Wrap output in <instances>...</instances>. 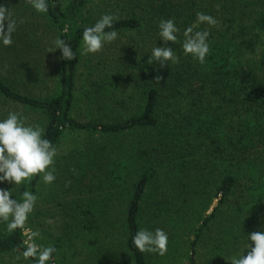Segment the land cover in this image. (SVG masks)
Listing matches in <instances>:
<instances>
[{
  "label": "trees",
  "instance_id": "trees-1",
  "mask_svg": "<svg viewBox=\"0 0 264 264\" xmlns=\"http://www.w3.org/2000/svg\"><path fill=\"white\" fill-rule=\"evenodd\" d=\"M97 1L48 0L49 10L41 14L29 4L11 7L7 0H0V5L12 11L13 19L23 21L13 33V44L0 46V101L40 115L45 138L56 148L69 134H82L90 140L129 133L148 135V142L143 140L139 147L124 152L119 159L122 174L130 177L124 190L127 199L123 222L132 264H158L153 260L157 256L135 248L132 237L141 229L142 203L147 190L161 174L159 162H163L166 153L170 154L167 171L183 175L181 164L186 157H191L194 166L189 171L195 174H188L190 180L200 173H196L199 155H212L211 165L221 174L216 188L221 200L214 212L202 220L190 243L188 260L190 264H197L201 236L237 189L243 188V193L248 195L247 199L243 197L247 207L256 202L264 209V177H260V174L264 176V0H127V15L113 22L118 36L128 39L127 44L117 50L118 59L112 50L104 51L98 54V62H90L83 68L81 33L95 21L87 19L89 24H84L82 17ZM197 12L212 15L218 21L215 26L200 24L199 30L210 33L209 53L203 63L185 55L182 49L184 30L195 24ZM34 16L43 19L54 45L58 37L62 38L76 54L72 61H65L61 50L57 49L56 69L52 75L45 76L44 67L39 63L41 40L33 32L37 26L32 27L30 23ZM168 18L175 19L179 32L177 41L165 45L159 40L158 25ZM145 31L154 36L157 47L173 48L175 62L161 66L149 60L151 53L141 49L134 38ZM84 75L88 83L86 96L92 94L96 113L100 114L89 120L74 116L81 92L79 81ZM40 76L51 79L49 82L39 80ZM1 107L2 104L0 111ZM23 118L27 123L29 117L23 115ZM104 160L102 153L90 150L76 160L73 171L68 172L71 179L65 184L68 190L74 188L72 184L84 187L82 184L91 171L106 166ZM133 161L134 168L124 167ZM156 163L158 166H154ZM241 171L244 172L240 174ZM62 173L66 174L64 169ZM109 173L113 176L114 169L109 168ZM116 180L114 178V186ZM249 181L255 182L256 188ZM40 184L42 180L33 177L30 183L26 181L18 187L14 197L19 200L24 191L33 192L38 196L37 205L42 191ZM190 187L189 184L178 187L167 197L173 204L180 201L184 204L183 195ZM92 202L74 199L72 203H60L64 220H68L56 226L60 225L59 232H67V235L49 242L57 251L47 264H62L64 248L82 250L96 245V242L78 243L81 235L98 229L94 218L100 216V210H95V202ZM59 217L63 218L55 213L54 220ZM28 221L33 230L30 235H25V228L12 233L5 229L0 231V264H38L34 257L23 258L24 242L33 240L39 250L48 247V243L37 239L31 215ZM1 223L6 225V222ZM75 240H78L76 244Z\"/></svg>",
  "mask_w": 264,
  "mask_h": 264
},
{
  "label": "rangeland",
  "instance_id": "rangeland-1",
  "mask_svg": "<svg viewBox=\"0 0 264 264\" xmlns=\"http://www.w3.org/2000/svg\"><path fill=\"white\" fill-rule=\"evenodd\" d=\"M7 2L11 7L28 4L26 0H7ZM128 8L129 3L127 0H98L93 8L85 12L82 17L85 22L82 23L89 24V22H86L87 19H92V21L96 22L105 13L113 14L116 19L124 18L128 13ZM39 17H32L30 23L32 27L37 26L33 32L41 40L42 50L38 53L39 63L44 67L45 76L49 75V73L52 75L56 69L55 45L51 39L49 28L43 23V19ZM193 27L194 31L199 30L200 24H194ZM151 35L145 31L136 34L134 37L137 40V45L149 53L158 43L154 36ZM30 37L32 35L29 36V42ZM127 42L128 39L126 37L118 36L115 41L106 43L100 52L84 54L83 68L90 62L92 64L98 62V54L104 51L112 50L116 58L117 50L126 45ZM42 79L49 82L51 77L40 76L39 80ZM87 84L86 75H84L79 81L81 92L74 110V116L80 120L100 117V114L96 113V101L92 99V94L86 96ZM0 104H2L0 119L6 118L10 111H17L22 117L23 115L29 117L27 124L43 126V119L40 115L27 113L14 104H4L1 101ZM149 135L151 136L150 133ZM148 138L147 134L140 136L129 133L117 137H95L94 140H90L82 134H69L63 139L62 144L57 148L55 159L56 180L51 185H46L43 182L40 184L42 191L38 203L31 214L34 221L32 225L33 227L35 225L33 229L36 231L37 239L42 243L47 242L49 246V242H56L62 235H67V232H63V234L59 232L60 229L58 230V228L61 227L60 225L56 226L57 223L62 224L63 221L64 224V221L68 220V218L64 220L65 216L62 215L60 203H72L74 199H82L86 203H93V200L96 205L95 210H100V216L94 218L98 228L97 231L92 233L83 232L84 235H81L80 240H75L74 242L76 244L78 241L80 245L96 242V245L91 249L82 248V250L64 248L61 255L63 257L62 264H132L126 248L123 222L126 215L125 201L127 199L124 190L129 184L130 177L122 174L123 167L119 165V159L124 152H129L133 147H139L143 140L146 139L148 142ZM151 140L153 139L150 138ZM89 150L91 153H102L104 159H106L104 160L106 166L103 169L96 167L94 172L91 171L87 175L88 180L82 184L84 187H76L72 184L74 188L68 190L65 185L71 181L68 172L73 171L74 162L81 159L83 155L86 156ZM211 156L199 155L197 158L198 162L196 161L199 169H196V173H200L196 175V179L191 177L192 179L190 180L188 178L189 175L195 174L189 171L194 166L190 162L191 157H186V161L181 164L184 171L183 175H180V173L171 174L167 171L170 154L166 153L163 162H159L161 174L147 190L142 203L141 214V228L153 231L156 228H160L168 234L167 253L164 256L154 254L157 257H154L153 260L158 261V264H190L188 260L190 255L189 247L195 237L196 230L201 225L202 220L211 215L220 205L221 195L217 194L216 188L221 174L220 171L217 172V167L214 168L211 165ZM227 157L230 159L229 156ZM134 166L135 163L133 161L124 167L132 169ZM154 166H158V164L156 163ZM109 168L114 169L113 176L109 173ZM63 169L66 174L62 173ZM117 172L119 178L117 177ZM243 172L241 171L240 174ZM225 173L226 171L224 170L223 174ZM260 177L263 178L264 176L260 174ZM114 178L117 179L116 186H114ZM249 183L256 188L255 182L249 181ZM188 184L191 187L187 188V192L183 195L186 199L184 204H182V201H180L181 204L179 202L171 203V198L167 196L172 194L171 192L174 189ZM11 187L12 185L7 182L0 184V188L5 190H9ZM17 189L18 187L13 189V193H16ZM188 190L192 192H188ZM257 193L259 194L260 192ZM243 197L245 199L248 197V195L243 193V188L237 189L235 195L230 198L229 202L221 206L215 218L205 229L197 247V264H231L232 257L243 255L247 250L248 241L245 235L253 231L262 230L264 227V209L259 207L256 202L247 207L246 203L243 202ZM55 213L61 214L63 218L59 217L55 221ZM169 218L175 219L170 220ZM5 228L6 225L0 222V231ZM25 232L29 235L33 232L29 221L26 222ZM74 252L78 254L75 256ZM149 255L153 254L149 253ZM245 255H247V252H245Z\"/></svg>",
  "mask_w": 264,
  "mask_h": 264
},
{
  "label": "clouds",
  "instance_id": "clouds-1",
  "mask_svg": "<svg viewBox=\"0 0 264 264\" xmlns=\"http://www.w3.org/2000/svg\"><path fill=\"white\" fill-rule=\"evenodd\" d=\"M37 13L48 12V0H26ZM116 17L105 13L91 26L85 27L81 33L84 54L100 52L106 43L118 38V31L113 27ZM18 23L13 19L9 7L0 5V46L10 47L13 44V33L17 30ZM6 24V30H5ZM196 25L207 24L215 26L218 21L212 15L204 12L196 13ZM159 40L165 45L177 41L178 27L174 18L162 19L158 25ZM66 33L67 26L63 29ZM208 30H195L189 26L184 30L182 49L185 55L203 63L209 53ZM61 50L62 59L72 61L76 54L62 38L55 40V50ZM50 51V52H54ZM149 60L167 65L169 61L175 62L176 55L173 48L154 47ZM57 148L52 141L45 138L44 130L38 125H31L17 111H10L6 118L0 119V184L12 185L9 190L0 188V222H6L5 230L9 233L24 229L29 216L33 213L38 196L30 191H24L21 199L14 197L13 189L31 182L33 177H38L46 185H51L56 180L55 159ZM25 235H29L25 232ZM35 235V234H33ZM247 237V255L234 256L231 264H264V229L253 231ZM26 247L22 252L25 260L30 257L37 259L38 264H47L57 251L55 247L48 246L39 250L33 240L24 242ZM132 243L141 253L164 256L168 251V234L160 228L154 231L147 228L139 229L132 237ZM19 259V257H18Z\"/></svg>",
  "mask_w": 264,
  "mask_h": 264
}]
</instances>
